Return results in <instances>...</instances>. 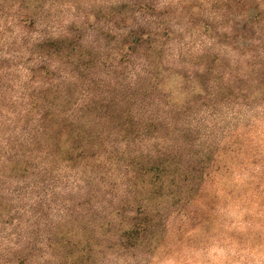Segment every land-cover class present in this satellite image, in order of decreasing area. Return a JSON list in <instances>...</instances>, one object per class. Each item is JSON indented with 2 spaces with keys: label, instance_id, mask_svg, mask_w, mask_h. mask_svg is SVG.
I'll return each instance as SVG.
<instances>
[{
  "label": "trees",
  "instance_id": "obj_1",
  "mask_svg": "<svg viewBox=\"0 0 264 264\" xmlns=\"http://www.w3.org/2000/svg\"><path fill=\"white\" fill-rule=\"evenodd\" d=\"M25 1L20 4L29 10ZM171 1L120 0L119 17H108L110 24L101 29L108 33L94 39L87 30L99 23L90 25L85 18L56 34L47 25L32 42L27 35L21 39L31 42L34 63L16 98V142L14 152L0 161V172L9 171L0 173V180L16 178L17 198L23 190L34 193L38 181L41 186L68 179L87 187L91 198L78 209L89 210L97 199L93 212L99 222L78 228L101 232L100 242L111 247L158 244L172 216L203 192L210 165L190 153L193 131L185 120L226 92L229 98L264 101V0H204L218 7L212 21L192 13L203 6L198 2ZM41 8L20 16L22 29L35 28ZM180 25L198 27L213 45L241 47L257 68L241 75L224 72L217 56L201 60L199 70L180 67L171 57ZM176 91L187 98H175ZM116 172L121 185L109 183ZM64 222L50 228L51 237L39 249L44 255L63 253L72 241ZM81 252L91 254L89 248ZM69 254L56 264H69Z\"/></svg>",
  "mask_w": 264,
  "mask_h": 264
},
{
  "label": "rangeland",
  "instance_id": "obj_2",
  "mask_svg": "<svg viewBox=\"0 0 264 264\" xmlns=\"http://www.w3.org/2000/svg\"><path fill=\"white\" fill-rule=\"evenodd\" d=\"M39 1L26 0L23 6L30 7L26 10L21 0H0V161L14 152L16 98L22 95L21 85L34 63L31 42L37 39V32L48 25L49 32L56 34L85 18L90 25L99 23L87 30L94 39L108 33L107 28L101 29L110 24L108 17L118 16L121 6L120 0ZM187 1L203 5L193 10L196 17L206 16L205 20L212 21L220 14L211 2ZM37 5H42L35 16L37 25L31 30L22 29L20 16L31 13ZM127 10L122 11L124 16ZM228 19V15L223 16L225 26ZM235 19L240 20L239 16ZM196 28L180 25L176 29L179 38L171 43V57L180 67L199 70L201 60L209 63L217 56L223 59L224 72L241 75L257 68L240 46L233 50L222 43L213 45L215 42ZM24 35L30 39L29 45L21 41ZM210 48V57L204 56ZM180 54L187 57L179 61ZM174 96L187 98L179 91ZM185 121L193 131L190 153L208 161L210 176L197 199L181 214L172 216L158 244L122 248L118 243L111 247L113 243L100 242L101 232L98 236L95 230L91 233L79 229L87 222H99L93 212L99 204L95 199L87 206L89 210L78 209L91 197L89 189L79 187L74 180L60 179L41 186L38 181L34 193L23 190L17 198L16 178L6 176L0 180V264H16L20 258H25L27 264H56L66 253H70L69 264H264V101L229 98L226 92L218 102L202 107L198 116ZM0 173L9 175L7 169ZM120 180L116 172L109 183L121 185ZM16 218L21 222L19 226ZM63 220L64 232L72 241L63 253L53 250L44 255L39 249L51 237L50 228ZM85 248L91 254L81 252Z\"/></svg>",
  "mask_w": 264,
  "mask_h": 264
}]
</instances>
